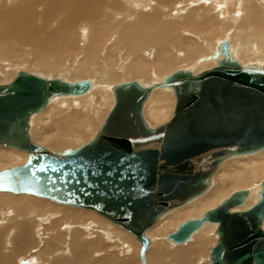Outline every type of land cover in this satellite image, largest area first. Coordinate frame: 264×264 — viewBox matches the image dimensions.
Listing matches in <instances>:
<instances>
[{
  "label": "bare ground",
  "instance_id": "obj_1",
  "mask_svg": "<svg viewBox=\"0 0 264 264\" xmlns=\"http://www.w3.org/2000/svg\"><path fill=\"white\" fill-rule=\"evenodd\" d=\"M255 1L259 3L263 10L264 6H262V3L264 5V0H260L261 2L259 0ZM254 4H256L254 0H0V61L3 63L4 59L10 58H13L11 62L18 61V58L21 59L25 56L22 53L24 51V53H26L25 47L29 46L30 49L34 51V54L35 52L44 54L43 57L39 55L40 58L38 60H35L36 56L34 62L30 63L37 71L40 69V72H45L44 74L57 72L58 67L65 61L62 60L63 57L69 54V51L73 49L77 40L81 41L79 42L81 43L79 48L84 51L85 57L81 56L83 58L78 60L80 61L79 67L90 66V71H94V69L103 70L105 64L109 63L112 65L118 62V69H123V71L126 70L137 76H145L150 70L160 73L165 66H170L172 63L176 62L174 60V51L177 52V55L179 53V55L183 56L185 59L191 60L198 56L204 44H206L208 48H213L209 54H204L193 60L189 64L191 67L187 69H178L161 78H155L154 81L149 84H144L145 81L143 82V80H131L108 86L105 85V82L103 84L97 81L98 79L93 80L85 76L87 79H80L74 82L87 83V87L82 94L50 96L41 111L29 116L27 122L29 138L30 124L33 125V123H35L40 125L39 129L42 131V136L45 135L52 139V143L54 142V144H60L65 137L73 135L74 138H77L81 130L91 128L94 117L99 115L98 119L101 116L102 118L100 119L103 120L99 122L100 125L98 129L93 132L94 136L91 138L92 140L114 105V87L130 82H136L140 87L149 91L143 103L141 114L145 112L146 118L153 124H157L156 127L162 125L171 118L176 102L173 88L163 84L165 79L177 71L198 75L203 71L217 67L219 62L223 59L221 49L224 44L227 46L229 60L231 62L237 63L242 69H252L255 71L264 70V22L260 17L258 18L260 20H257L255 16L257 10ZM189 5L194 11H188L187 13L184 8ZM205 8H209L207 15L202 11ZM208 14H210V21L211 15L218 21L213 20L214 22L210 23ZM199 33L200 35H198ZM216 34H224V36H221L222 38L215 42L213 47L212 43H207V40H209L210 37L212 39ZM110 35L114 37L115 41L112 40L114 43L111 42V44L105 46L104 52L99 55V47L105 45V39ZM123 46L126 47V51H124V53L121 51L116 55L115 52L117 50H122ZM144 48H151L152 51L148 56L142 51ZM113 54H115V56H112ZM26 56L29 57L30 55ZM75 60H73V62L77 64ZM4 64H6V62H4ZM72 69L76 70L75 67ZM83 69L87 68L83 67ZM118 69H109L106 74H103L108 77H113L119 74L117 73V71H119ZM5 70H7V68ZM81 71L78 72L82 73ZM157 72L156 74L158 75ZM94 73L95 72H93V74ZM79 75L82 76L81 74ZM105 76H102L101 82H103ZM15 77H11L9 83H11ZM53 79L54 78L50 80ZM57 80L63 83H69L62 79ZM0 85L7 84L4 83ZM161 90L171 91L174 105L172 104V99L160 94L163 92ZM95 98L96 101H94ZM60 103H65L67 105L73 104L76 110L71 111L72 108H62ZM147 126L150 129L156 128L150 125L153 127L151 128L148 124ZM94 129L96 128L94 127ZM34 138H36L35 135ZM31 139L34 143H38L35 142L37 139H34L35 141L33 140V136L30 140ZM79 139L78 143L80 141ZM38 146L40 145L38 144ZM40 147L47 149L43 146ZM64 151L66 150L56 153H63ZM263 152L264 149L256 153L230 156L223 160L216 171L211 175L208 186L203 193L183 205L165 212L145 231L144 235L147 238L153 235V233H158V237L148 238L149 245L145 251L143 260H141L139 257L140 243L135 237L126 231L132 235L139 247L131 243V238L124 232V229L111 223L96 212L93 211L94 214L96 213L103 219L96 214L94 215L93 212L91 213L92 210H90V212L87 211L89 209L73 207L75 210H80L74 211L73 208V210L66 207L60 209V206H58L59 209H56L53 208V206L51 207V204L43 200L33 199V197L31 198L30 196L42 199L46 198L26 193H16L14 191V184L8 179L7 173L14 168L23 166L27 161L28 155L26 152H22L21 150L17 151V149L15 150L14 148H0V161L7 162L12 159L11 161L21 163L20 166H9L10 168L0 170V200L6 201L12 205L10 208L8 207L9 210L7 213H3V208H1L2 210L0 209V216L2 215L1 217H3L0 218V264H13L12 261L14 257L21 253L24 255L23 250H25L26 245H31L28 243H30L32 239L29 227L32 217H37L35 219V224L32 222L30 224L34 227L33 231L36 230L34 234L39 233L40 236L43 234L44 238V233L46 235L48 232L49 235L51 233L54 236L43 244L40 241V246H36L39 247L41 251L39 254H36V249L30 246L31 249L28 250L30 252L28 259L25 260L23 258L24 260H17V264H135L136 259L138 260L137 264H150V252L154 249L156 240L167 241L178 246L190 243L192 237L193 241L185 246L186 249H174L169 252L170 264H196V257L200 252H203L208 241L204 239L203 234L212 229V227L207 224L214 225L212 234L215 237L216 244L218 241V234L216 232L217 224L207 221L205 219V213L216 208L222 201L237 191H247V196L241 205L231 210L232 212L245 211L260 200L262 191L261 183L264 180ZM24 153L26 154V159ZM227 161L228 164H226ZM215 178L219 181V185L209 193L214 187ZM212 182L213 186L211 187ZM224 185L230 187H227L228 189L220 193L222 187L225 189L226 186ZM239 187L241 188L239 189ZM233 189L236 190L231 193L227 192ZM26 195L30 196L27 197ZM208 199H212L210 204L208 203L209 207L206 205V200ZM251 199L252 203L248 204ZM203 203H205L208 208H211L197 214V211ZM38 206L40 209H42L43 206L51 207L50 214L48 213L46 216L44 213L47 219L45 217V219L41 218L43 214L35 210ZM239 207L241 208L237 210ZM242 208L244 210H242ZM186 211L190 212L191 217H187L183 220L181 217ZM62 214H66L70 219L72 218V220L76 217L81 221H85V219H89L90 221H88L85 226L83 224L77 226V224H73L70 220L61 223L62 220L60 215ZM191 220H201L202 224L189 236L187 241L179 244L169 239V235L177 231L184 222ZM263 223L264 219L262 222L264 227ZM58 230L62 234L65 233V236H56L59 235L57 232ZM96 233H101L103 240H101L102 238L98 239L96 236L92 235ZM101 235L99 236L101 237ZM36 239H38V237L35 238V240ZM202 239H204V241ZM39 240L40 239H38V241ZM157 243L158 242H156V245ZM129 246L130 249L128 248ZM157 246L155 249L162 247L161 245L159 247ZM95 248L98 249L93 250ZM100 249L101 251H99ZM211 249L209 251L208 264H211ZM90 250H93V253H91L92 255L88 253ZM168 250L169 249H167V251ZM111 251H113V256L103 257L104 254L110 255L109 253ZM159 251H157L158 254L157 252L156 254L154 253V259L157 258L160 260L162 256L167 255L162 253V251L159 253ZM158 264H160V262ZM161 264H165V262H161Z\"/></svg>",
  "mask_w": 264,
  "mask_h": 264
},
{
  "label": "water",
  "instance_id": "obj_2",
  "mask_svg": "<svg viewBox=\"0 0 264 264\" xmlns=\"http://www.w3.org/2000/svg\"><path fill=\"white\" fill-rule=\"evenodd\" d=\"M217 67L198 75L177 71L164 85L174 90L168 122L150 129L141 110L149 91L136 82L114 87V105L95 137L74 150L56 153L33 143L28 118L48 97L82 94L86 82L45 80L19 72L0 85V148L27 153L7 177L16 193L89 209L149 245L144 235L165 212L203 193L219 164L234 155L264 149V70L242 69L227 46ZM260 200L245 211L247 191L232 193L205 219L217 224L211 264H264V180ZM202 224L184 222L169 235L183 243Z\"/></svg>",
  "mask_w": 264,
  "mask_h": 264
},
{
  "label": "rangeland",
  "instance_id": "obj_3",
  "mask_svg": "<svg viewBox=\"0 0 264 264\" xmlns=\"http://www.w3.org/2000/svg\"><path fill=\"white\" fill-rule=\"evenodd\" d=\"M260 1V0H259ZM261 2V1H260ZM254 3H256V4H254L255 6H256V10H257V12H256V18H257V20L259 21L260 19H258L259 17L260 18H262L261 20H263V22H264V12H263V10H264V7H263V10H262V8H261V6L259 5V3H257L255 0H254ZM258 5V6H257ZM262 6H264L263 5V3H262ZM173 9V8H172ZM185 10H186V12L188 13V11H194L193 9H191L190 8V5L189 6H186L185 8H184ZM191 9V10H190ZM205 9H207V10H205ZM204 10H202V11H204V13L207 15V13L209 12V8H205ZM166 10V9H165ZM172 11H174V10H172ZM258 14V15H257ZM208 16H209V21H210V14H208ZM207 16V17H208ZM242 16V15H241ZM263 16V17H262ZM213 20H215V21H218V20H216L215 19V17L213 18L212 17V15H211V21H210V23H213L214 21ZM264 25V24H263ZM231 29H233V28H231ZM198 35H200V33L198 34ZM217 35V36H216ZM216 35H214L215 37H213L212 39H211V37H210V39L209 40H207V43H212V45L214 44L215 45V42H217L219 39H221L223 36H224V34H216ZM264 35V34H263ZM222 36V37H221ZM208 39V38H207ZM106 41L104 42L105 43V45H101L99 48V55H101L103 52H104V50H105V46H107V45H109V44H111V42L112 43H114V37H112L111 35L109 36V37H107L106 39H105ZM112 40H114V41H112ZM214 41V43H213V41ZM77 41H78V43H77ZM76 41V43H75V49H74V47H73V49H71L70 51H69V54H66V56L65 57H63V66L62 65H60L59 67H58V70H57V72L56 73H52V72H49V73H46V74H44L45 72H40L41 70L39 69V71H37L36 70V68L35 67H33V65L32 64H30V63H32V62H34V58H35V60H38L39 58H40V56L41 57H43L44 56V54H40V53H38V52H35V54H34V51L33 50H31L30 49V47L28 48V47H25V50H26V53H27V51H28V53L26 54V53H22L23 55H25V56H23L21 59L20 58H18L19 60L18 61H15V62H11V60H13V58H10V59H4V62H6V64H4V62L2 63V61H0V84H4V83H6V84H8L10 81L9 80H11L10 78L11 77H15L16 76V74L18 73V72H21V71H23V72H25V73H31L32 75H35V76H38V77H41V78H43V79H46V80H50V79H52V78H54V79H62L63 81H66V82H69V83H74V82H77L78 80H80V79H87V78H92L93 80L94 79H98L97 81H99L100 83H103L104 84V82H105V85H111V86H113V85H116V84H120V83H123V82H128V81H131V80H138V81H142L143 80V82H144V84H149L150 82H152V81H154V79L156 78V79H158V78H161V77H163V76H165V75H167V74H170L171 72H173V71H175V70H178V69H187V68H189V67H191V65H189L193 60H195L196 58H198V57H200V56H202V55H207V54H209L210 53V51H212V49L213 48H208L207 47V45L206 44H204L203 46H202V48L200 49V51H199V54H198V56H196L195 58H192L191 60H187V59H185L183 56H181V55H179V53H178V55H177V52L176 51H174L173 52V54H174V60L176 61V62H174V63H172L170 66H165L163 69H162V71H160V73L159 72H157V71H153V70H150L145 76H137V75H133V74H131V72H128V71H126V70H124L123 71V69H118V62L117 63H114V64H112V65H110L109 63H107V61H106V63L108 64H105V70H104V68H103V70H99V69H94V68H92V69H94V71H90V66L89 67H87V66H83V67H86L87 69H89V70H87V69H83V67L82 66H80L79 67V65H80V61H78V60H80V58H83L84 57V51L83 50H81L79 47L81 46V43H79V42H81L80 40H77ZM211 41V42H210ZM243 41V40H242ZM243 42H245V41H243ZM103 43V44H104ZM78 45V46H77ZM214 45H213V47H214ZM29 49V50H28ZM78 49V50H77ZM126 49V47L125 46H123V48H122V50H117L116 52H115V54L117 55L118 53H120L121 51H123V53H124V51H126L125 50ZM145 49V50H144ZM142 51L143 52H145V54H146V56H148V54H150L151 53V48L149 49H146V48H144ZM76 53H75V52ZM33 52V53H32ZM71 52H74V53H71ZM82 52V53H81ZM38 53V54H37ZM70 53H71V56H70ZM81 53V54H80ZM79 54H80V56H79ZM115 54H113L112 56H115ZM26 55H30L29 57H27ZM40 55V56H39ZM67 55H68V57H67ZM3 56V55H2ZM1 56V57H2ZM81 56H83V57H81ZM33 57V58H32ZM67 57V58H66ZM70 57V58H69ZM100 57V56H99ZM24 58H26V59H24ZM28 58V59H27ZM75 58H76V60H75ZM85 58V57H84ZM30 59V60H29ZM73 60H75V62H77V64H75L74 62H73ZM68 62V63H67ZM184 63H185V65H184ZM209 63V62H208ZM210 63H213V62H210ZM72 64V65H71ZM201 64H204V63H201ZM3 65H6V66H3ZM32 65V66H31ZM77 65H78V67H77ZM187 65H189L188 67H185V66H187ZM65 66V67H64ZM115 66V67H114ZM70 67V68H69ZM75 67V69L77 70H74V69H72V68H74ZM108 67V68H107ZM212 67H213V65H212ZM7 68V70H5ZM83 69V70H82ZM91 69V70H92ZM109 69H111V70H119V71H117V73H119V74H116L115 76L117 77H115V76H113V77H108V76H105L104 74H106V72H107V70H109ZM82 70V71H81ZM6 71V72H5ZM78 71H81L82 73H80V72H78ZM97 71V72H96ZM98 71H99V73H98ZM103 71H105V72H103ZM121 71H123V72H121ZM203 71V70H202ZM60 72V73H59ZM89 72H90V74H89ZM93 72H95L94 74H93ZM156 72L158 73V75L156 74ZM93 75H95V76H93ZM102 73V74H101ZM104 73V74H103ZM124 73V74H123ZM155 73V74H154ZM13 74H15V75H13ZM79 74H81L82 76H80ZM97 74V75H96ZM77 75V76H76ZM89 75V76H88ZM99 75V76H98ZM148 75H149V77H148ZM154 75V76H153ZM63 76V77H62ZM79 76H80V78H79ZM87 78H86V77ZM92 76V77H91ZM97 76V77H96ZM105 76V78L103 79V82H101V78H103V77ZM124 76V77H123ZM132 76H133V78H132ZM135 77H137V78H135ZM5 78V79H4ZM116 78V79H115ZM138 78H140V79H138ZM105 80V81H104ZM107 80V81H106ZM146 80H149V81H146ZM109 82V83H108ZM107 83V84H106ZM168 89H170V88H168ZM161 91H163V92H161L160 94H162L163 96H166V97H168V98H170V99H172V104L174 105V99H173V97H172V95H171V91H169V90H161ZM94 101H96V98L94 99ZM58 104V103H57ZM60 106L62 107V108H67V109H71L72 108V110L71 111H74V110H76L75 108H74V105L73 104H71V105H67V104H65V103H60ZM74 108V109H73ZM172 109H173V106H172ZM142 115H143V119H144V121L150 126H154V127H156V125L157 124H153L151 121H149L147 118H146V115H145V112H143L142 113ZM98 117H99V115L98 116H96V117H94V119H93V122H92V125H91V128H86V129H84V130H81V132H80V134H79V136L76 138H74V136L73 135H70L69 137L67 136V137H65L64 138V140H63V142H61L60 144H54V142L52 143V139H50V138H48L47 136H42L41 135V133H42V131H40V129H39V127H40V125H38V124H35V123H33V125L32 124H30V126H31V128H30V131H29V134H30V138L33 136V140L35 139H37V141H35V142H38V143H35L36 145H40V146H43V147H45V148H47V149H50V150H53V151H55V152H62L63 150H67V149H74V148H77V147H80V146H82L83 144H85V143H87V142H89L90 140H91V138L94 136L93 134V132H95L97 129H98V127H99V122H101L102 120L100 119V118H102L101 116H100V118L98 119ZM34 124H35V126H34ZM160 124V123H159ZM33 126V127H32ZM150 126V127H151ZM94 127L96 128V129H94ZM32 128H33V130H32ZM36 128H37V130H36ZM151 128H153V127H151ZM34 129H35V131H34ZM93 129V130H92ZM40 131V132H39ZM35 132V133H34ZM92 133V134H91ZM32 134V135H31ZM34 135H35V137L36 138H34ZM39 135V136H38ZM81 135V136H80ZM73 136V137H72ZM72 138V139H71ZM80 138V139H79ZM67 139V140H66ZM69 139V140H68ZM78 139L80 140L79 141V143H78ZM31 141H32V139H31ZM33 142V141H32ZM34 143V142H33ZM12 149V148H11ZM16 150V149H15ZM17 151H20V150H17ZM23 152V151H22ZM264 153V152H263ZM24 155H25V159H26V154L24 153ZM259 156V155H258ZM9 160V159H8ZM12 159H10L9 161H7V162H3V161H0V170L1 169H7V168H10V167H16V166H20L21 165V163H19V162H16V161H11ZM25 161V160H24ZM229 162H232V161H230V160H228ZM228 161H227V163L226 164H228ZM234 161V160H233ZM12 163V164H11ZM225 164V165H226ZM225 165H223V166H225ZM10 166V167H9ZM214 187H213V189L209 192V193H211L218 185H219V181L215 178L214 179ZM261 181H262V179H261ZM259 182V181H258ZM254 184V183H253ZM213 186V182H212V184H211V187ZM224 186H226L225 187V189H224V187H222V189H220V193H222L223 191H225L226 189H228L230 186H227V185H224ZM211 187H210V189H211ZM228 187V188H227ZM241 187H239V189H240ZM209 189V190H210ZM231 189V188H230ZM229 189V190H230ZM208 190V191H209ZM236 189H233V190H231V191H227V192H229V193H231V192H233V191H235ZM237 190H238V188H237ZM207 191V192H208ZM206 192V193H207ZM205 193V194H206ZM208 193V194H209ZM207 194V195H208ZM27 197H29L30 195H26ZM31 198L33 197V199H37V200H43V201H45V202H47V203H49V204H51V207L53 206V208H56V209H59V207L58 206H60V209L61 208H68V209H72L73 207H71V206H63V205H60V204H56V203H54V202H51V201H49V200H47V199H42V198H37V197H34V196H30ZM205 197V196H204ZM203 197V198H204ZM200 198V197H199ZM202 199V198H201ZM200 200V199H199ZM212 201V199H208V200H206V205L209 207V205H208V203L210 204V202ZM250 203H252V199H251V201H249V203L248 204H250ZM194 204V203H193ZM190 205H192V204H190ZM205 205V203H203V205L200 207V209L197 211L198 213L197 214H199V213H202V212H204V211H207L208 209H210V208H208L207 206ZM12 205H10L8 202H6V201H3V200H0V209L1 208H3V213H7L8 212V210H9V208L11 207ZM187 206H189V205H187ZM9 207V208H8ZM51 207L49 208L48 206H43V208L42 209H40V207L38 206V208L37 209H35L36 211H38L40 214L42 213L43 214V217H41V218H46L47 219V215H48V213L50 214V212H51ZM5 208V209H4ZM48 208H49V210H48ZM241 207H239L237 210H239ZM7 209V210H6ZM74 209V211H76V210H79V209H76L75 210V208H73ZM72 209V210H73ZM201 209H202V211H201ZM2 210V209H1ZM46 210V211H45ZM242 210H244L243 208H242ZM80 211V210H79ZM83 211H86V210H83ZM87 211H89L90 212V210H87ZM93 211H91V213H92ZM44 213H45V215H44ZM47 213V214H46ZM185 214L181 217V219H185V218H187V217H191L190 216V212H184ZM93 214H94V212H93ZM96 214V213H95ZM94 214V215H95ZM97 215V214H96ZM2 216V215H1ZM0 216V218H3V217H1ZM61 216V220H62V222H61V220H60V222L61 223H64L65 221H72L73 222V224L75 223V224H77V226H80L81 224H83L84 226H85V224H87L88 223V221H90L89 219H85V221H81L80 219H78V218H73V220H72V218L70 219L66 214L64 215V214H62V215H60ZM98 217H100V218H102L101 216H99V215H97ZM57 217V216H56ZM34 218V219H33ZM37 217H32L31 219H32V223L33 224H35V219H36ZM44 218V219H45ZM63 219H64V221H63ZM103 219V218H102ZM79 220V221H78ZM81 221V222H80ZM106 221V220H105ZM31 222H30V224H31ZM107 222V221H106ZM29 224V227H30V236H31V242L30 243H28V244H31V245H26V247H25V250H23V253H24V255L21 253V254H17V256H15L14 257V260L12 261V263L13 264H17L16 262H18L17 260H27L28 259V257H29V251L28 250H30L31 249V247L30 246H32V248H35L36 249V254H39L41 251H40V249H39V247H36L37 245L38 246H40V243L42 242V244L46 241H48L49 239H51V237H53L54 235H52L51 233H50V235H49V233L47 232L46 233V235H45V233H44V238H43V234L40 236V234L38 235V234H34V232H36V230H34L33 231V229H34V227L32 226V225H30ZM264 224V223H263ZM207 225H210L211 227H212V229L214 228V225H212V224H207ZM112 226H114V225H112ZM209 226V227H210ZM83 227V226H82ZM116 228H118V229H120L119 227H117V226H115ZM211 227H210V229H211ZM48 228H50V227H48ZM103 228V227H102ZM262 228H263V230H264V227H263V225H262ZM32 229V230H31ZM209 229V228H208ZM209 229V230H210ZM212 229L209 231V232H207V233H205V234H203L204 235V239H206V240H208L207 241V244H206V246H205V248H204V250H203V252H200L199 253V255L196 257V264H208V257H209V251H210V249L216 244L215 243V237L213 236V234H212ZM102 230H104V229H102ZM120 230H122V229H120ZM173 230V229H172ZM122 231H124V230H122ZM58 232V234L59 235H56V236H60V237H62V236H65V233H61L59 230L57 231ZM124 232H126V231H124ZM170 232V231H169ZM41 233V232H40ZM168 233V232H167ZM34 234V235H33ZM98 233H96L95 235L94 234H92L93 236H96V238H98V239H101V240H103V237H102V235H101V233L100 234H98ZM126 234H128L129 236H130V238H131V243H133V244H135V245H137L138 246V244H137V242L134 240V238L132 237V235H130L129 233H127L126 232ZM158 233H153V235H148L150 238H153V237H158V235H157ZM36 235V236H35ZM99 235H101V237L99 236ZM35 236V237H34ZM38 237V239H40L39 241H38V239H36L35 240V238H37ZM49 237V238H48ZM115 237V236H114ZM148 237V238H149ZM43 238V239H42ZM149 238V239H150ZM211 238H212V240H211ZM204 239H202L203 241H204ZM34 240V241H33ZM165 240V239H164ZM41 241V242H40ZM193 241V237H192V239H191V241H190V243ZM156 242H158L157 243V245H156ZM156 242H155V247L157 246V247H159L160 245L162 246V247H159V248H156L155 249V247H154V251L153 250H151L152 252H150L151 253V258H150V260H149V262H150V264H158L159 262H160V264H161V262H165V264H170V257H169V252H171L172 250H178V249H180V250H183V249H186L185 248V246H187L188 244H190V243H187V244H183V245H178V246H176V245H173L172 243H170V242H167V241H158V240H156ZM164 243V244H163ZM210 243V244H209ZM153 245V246H154ZM167 245V246H166ZM130 246H132V245H130ZM130 246L128 247L129 249H130ZM164 246H166L165 248H163ZM168 246H170V247H168ZM192 246V245H191ZM139 247V246H138ZM180 247V248H179ZM182 247H184V248H182ZM190 247V246H189ZM189 247H187V248H189ZM39 250H38V249ZM169 249L168 251H167V249ZM96 249H98V248H95V249H93V250H96ZM103 249V248H102ZM171 249V250H170ZM207 249V250H206ZM93 250H90L88 253H90V255H92L91 253H93L92 251ZM159 250H161L162 251V253H165V254H167L166 256H162V259H154V257H155V255H154V253L156 254V252L157 251H159ZM166 250V251H165ZM99 251H101V249L99 250ZM161 251H159V253H161ZM164 251V252H163ZM95 252V251H94ZM97 252V251H96ZM113 253V251H111L109 254L110 255H106V254H104L103 255V257H108V256H113L114 254H112ZM149 253V254H150ZM206 253V254H205ZM157 254H158V252H157ZM28 255V256H27ZM23 256V257H22ZM136 256V255H135ZM22 257V258H21ZM205 257V258H204ZM24 258V259H23ZM164 258V259H163ZM16 259V260H15ZM163 260V261H162ZM199 260V261H198ZM137 259H136V263L135 264H137ZM204 261V262H203ZM111 264H113V263H111Z\"/></svg>",
  "mask_w": 264,
  "mask_h": 264
}]
</instances>
